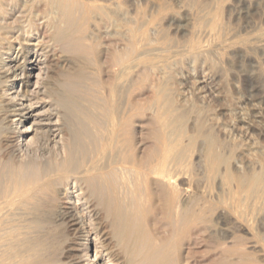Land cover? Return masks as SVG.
I'll return each instance as SVG.
<instances>
[{"label":"bare ground","instance_id":"bare-ground-1","mask_svg":"<svg viewBox=\"0 0 264 264\" xmlns=\"http://www.w3.org/2000/svg\"><path fill=\"white\" fill-rule=\"evenodd\" d=\"M163 1L0 0V264H264V157L240 172L169 73L229 48L220 14L255 0H181V41ZM68 225L81 249L46 260Z\"/></svg>","mask_w":264,"mask_h":264},{"label":"rangeland","instance_id":"rangeland-1","mask_svg":"<svg viewBox=\"0 0 264 264\" xmlns=\"http://www.w3.org/2000/svg\"><path fill=\"white\" fill-rule=\"evenodd\" d=\"M194 1L201 2L202 0H186V2H191L190 4H192ZM203 1L212 2L211 0ZM163 3L165 6L167 5L166 7L169 10L168 13L170 12L168 15L174 12L179 13L177 14V17L172 18V16H169L173 20L167 17L165 19L166 21H163L162 24H165V28L163 26L164 30H166L165 32L167 34L171 32L169 36L171 35L173 37L175 35L174 37L177 38V40H183V35L186 34L187 29H189L191 26L186 18H182L186 17L184 15L185 10L180 9L183 5V1L170 0L169 3V0L168 2L164 0ZM250 3L251 2L241 5L238 2H235L234 5L236 6V9L233 5L231 6V10L227 9L222 12L223 14H220L223 22L227 23L228 26L230 24V29H235L233 30V32H235L234 37L231 39L233 43L230 42L231 46L229 48H225L224 46L222 47L221 45L216 44L217 46L215 45L209 48L211 49L209 52L203 51V53H200V56H198L197 60L195 61V66L189 67V64H187L186 67V63L182 61L183 63H180L175 68H171V71L169 72L170 75H172L171 79L174 76L173 72L176 76V78H173V82L177 79L176 82H171L173 90L177 88L175 90H178L177 94H179V92L182 96L186 94L187 96L185 95L183 97L190 100L191 103L196 106L195 108L200 111V113L201 111L203 112L201 113L202 117L205 116V119L207 121L211 120L210 122L212 123L214 121L213 124L217 123L216 125H213L215 126L213 131L217 132L215 133L216 135L219 134L218 137L222 135L221 138L228 140L230 145L228 147L229 151L228 149L227 151L230 153L232 159L236 161L238 160L237 162L240 165V172H250L254 169H257L258 165L254 163H257L264 157V41H251L252 38H257L260 35V32L262 34L264 33V25L261 26L263 24L262 22H264V0H255V4L252 2L253 5ZM211 4L212 5L210 9H213L214 7L212 8V6L214 3L212 2ZM174 8L177 9L175 10ZM238 9L239 14L237 11ZM245 10L247 12H245ZM232 12L235 13L232 15L230 14ZM235 14L238 15L239 18ZM224 16L225 19L228 17L229 23L224 21ZM234 17L238 20L234 19L233 21ZM178 18L180 19V22L177 21ZM229 20H232L233 22L230 23L231 21ZM259 26L260 28H258ZM172 28L174 29L170 31ZM242 34L244 35L243 37ZM236 36L238 37L236 38ZM239 36H241V38ZM244 37L245 39L247 38L248 42V45L245 44V46L242 44V42L239 43L241 40H243V42L246 41ZM103 39L107 40L108 38ZM209 42L214 43L216 40L212 37V40ZM56 60L57 61H55V63L57 64L54 66L58 71L73 66V63L75 64L74 59H71V63L67 64H62L60 58H57ZM72 60H74L73 63ZM177 67H181L183 72L180 68L179 71L181 73H178ZM185 68H187L186 71ZM37 73L38 71L36 70V75ZM35 81L36 78L34 77L33 82L35 83ZM175 83H177L176 86ZM195 99L197 103H194ZM205 112H207L206 115H204ZM28 122V120L25 121L26 124ZM213 187L214 190H217V183H214ZM254 203L255 200H253V197L250 196L247 198V204H252L250 205V208L254 205ZM251 216L250 227L252 232L256 233V238L258 239L264 236V213H260L259 211L255 210V213ZM254 217L255 219H252ZM260 218L263 220V222H261ZM255 224H257V226H255ZM76 228V226L69 225L67 227H63V230L58 236L57 240L51 244L53 251L52 254L48 255V257L45 256L46 260L51 258L57 263H63L69 261L76 253H78V250L81 249L80 243H83V240L79 236L78 230ZM203 257L201 259L203 260L201 264H206V258Z\"/></svg>","mask_w":264,"mask_h":264}]
</instances>
